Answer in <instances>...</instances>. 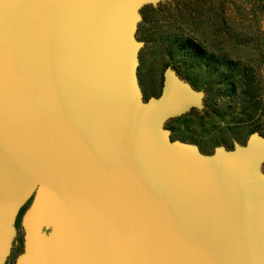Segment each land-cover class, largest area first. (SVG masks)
<instances>
[{
	"label": "water",
	"instance_id": "95a60500",
	"mask_svg": "<svg viewBox=\"0 0 264 264\" xmlns=\"http://www.w3.org/2000/svg\"><path fill=\"white\" fill-rule=\"evenodd\" d=\"M0 0V264H264V138L212 154L165 122L203 92L138 79L141 8ZM257 135V132L253 133Z\"/></svg>",
	"mask_w": 264,
	"mask_h": 264
},
{
	"label": "rangeland",
	"instance_id": "374dc122",
	"mask_svg": "<svg viewBox=\"0 0 264 264\" xmlns=\"http://www.w3.org/2000/svg\"><path fill=\"white\" fill-rule=\"evenodd\" d=\"M140 12L136 38L146 41L143 52L158 69L172 63L203 92L201 109L165 122L172 140L209 155L217 146L231 150L251 132H264V0H164ZM144 95L157 96L158 88L147 83ZM29 203L16 217L5 264H14L22 250L21 218Z\"/></svg>",
	"mask_w": 264,
	"mask_h": 264
},
{
	"label": "flooded vegetation",
	"instance_id": "af4514ba",
	"mask_svg": "<svg viewBox=\"0 0 264 264\" xmlns=\"http://www.w3.org/2000/svg\"><path fill=\"white\" fill-rule=\"evenodd\" d=\"M141 42H142V46H141V48L139 50V54H138L137 79H138V83H139V87H140L143 99L147 100L145 98V95H144L145 84L149 83V84L155 85L158 88V95H159L161 92L162 85H163L164 71L166 68H169L171 71H173L177 75V77L179 79H181L182 81H184V79L181 78V76L179 75L176 68L172 65V63H169V64L164 63V64H162V68L158 69L155 65V62L152 60L153 56L150 55L149 53L143 52L145 45H146V41L143 40ZM147 60H149V61H147ZM150 60H152V61H150ZM253 133L254 132H251L250 134H248L244 144L248 143V144L252 145L254 143V141L261 142V140L264 138V132L259 131V132H257V135H254ZM261 170L264 172V161L261 164ZM22 250H23V247H22ZM20 252H18V254ZM15 259H16V257H15ZM14 263H15V260H14Z\"/></svg>",
	"mask_w": 264,
	"mask_h": 264
}]
</instances>
